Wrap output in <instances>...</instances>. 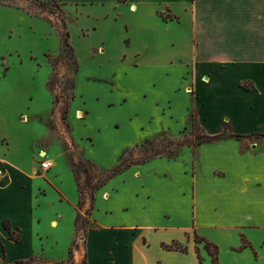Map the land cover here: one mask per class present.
Masks as SVG:
<instances>
[{
  "label": "crops",
  "instance_id": "crops-1",
  "mask_svg": "<svg viewBox=\"0 0 264 264\" xmlns=\"http://www.w3.org/2000/svg\"><path fill=\"white\" fill-rule=\"evenodd\" d=\"M55 1L99 39L84 51L72 47L68 130L77 158L110 170L126 149L189 130L191 113L205 135L231 134L133 164L95 189L85 264H212L193 234L217 246L219 264H264V139H253L264 134V0ZM100 82L119 95L107 107L123 108L143 137L97 160L82 152L95 149L84 130L93 114L76 92L78 83ZM41 129L31 144L0 137V264L61 261L75 238L77 185L54 137ZM42 153L52 163L47 171ZM242 239L248 246L239 249ZM173 241L187 252L162 248Z\"/></svg>",
  "mask_w": 264,
  "mask_h": 264
},
{
  "label": "rangeland",
  "instance_id": "rangeland-1",
  "mask_svg": "<svg viewBox=\"0 0 264 264\" xmlns=\"http://www.w3.org/2000/svg\"><path fill=\"white\" fill-rule=\"evenodd\" d=\"M38 1L40 0H0V137L10 140L12 136H16L23 144H31L43 137V126L54 137L71 172L73 173L72 164H81L82 170L75 167L73 176L79 184V225L82 221L84 224L79 233L75 234L73 242H76H72L69 247L71 254L69 255L68 249L65 259L50 264H85L83 236L89 227V194L103 182L108 170H99L96 165L77 158L75 144L69 139L68 115L74 98V63L71 52L62 50L53 22L61 19L62 14L73 49L75 47L84 51L94 46L99 39L96 41L86 30L81 32L78 23H72L74 18L79 17L78 13L75 16L68 14L58 5L60 14L51 4L43 12ZM49 11L54 13L49 14ZM76 93L93 114L84 130L93 138L95 149L85 147L82 149L85 155L96 157L97 160H101L103 156L112 159L125 145L142 142V134L125 120L123 108L107 107L110 99L119 95H111L106 83H78ZM32 113H38L39 118L31 121L24 119V115ZM79 116L82 117L83 114ZM110 122L118 124L117 130L108 128ZM189 125V130L176 137L162 135L158 140H147L126 149L119 163L123 161L124 164H136L155 157H171L187 141L195 145L198 138L206 135L194 126L192 113ZM101 126L106 127V130L98 134L96 130ZM222 133L226 138L231 136L226 130ZM253 139L263 140L264 134L253 136ZM60 174L63 175V172ZM79 192L82 199L80 205ZM35 261L40 264L45 260Z\"/></svg>",
  "mask_w": 264,
  "mask_h": 264
},
{
  "label": "trees",
  "instance_id": "trees-1",
  "mask_svg": "<svg viewBox=\"0 0 264 264\" xmlns=\"http://www.w3.org/2000/svg\"><path fill=\"white\" fill-rule=\"evenodd\" d=\"M50 4L52 5V7L57 8L58 12L60 13V11L58 9V5L56 4L55 0H53L52 2H48V3L47 2L38 1V5H39L40 9L43 10V12L45 11V9ZM53 13L54 12L49 11V14H53ZM63 18L64 17L61 14V19H59L58 21L55 20L53 22V24L56 25L55 28H56V30L58 32V35H59V38H60V43H61L62 50L63 51L67 50V51L71 52V55H72V58H73V63H74V71L76 72L77 65H76V62H75V59H74L73 49H72V47L69 44V33L67 31L66 24H65V21L63 20ZM60 27L62 28L61 30L59 29ZM242 87L244 89H247V90H253V87H251L249 85H246L244 83L242 84ZM235 137H239V136H235ZM227 138L223 136V133L215 135V136H207L206 135V136H203V138H201V139L198 138L196 144L212 143V142L224 140V139H227ZM185 145L194 146V144H191L189 141H187L185 143ZM142 162H144V161H142ZM131 165H133V164H124V162L121 161V163H119L117 166H115L114 168L108 170L103 182L100 185H98L96 188H94V190L90 191L89 196H90L91 200H92V195H93V192L95 191V189H97L103 183H105L107 180L111 179L113 176H115L116 174H118L119 172H121L122 170L126 169L127 167H129ZM75 167L78 168L79 170H82L81 169L82 166H81L80 163L78 165L72 164L71 168H72L73 173H75L74 172V168ZM84 174L86 176L85 172H84ZM86 179H87V176H86ZM76 182H77V186H79L78 181H76ZM85 184L88 185V181L87 180H85ZM79 195H80V192H79ZM80 201H82L81 195L79 197V205H80ZM80 219H81V214H80V211L77 210L76 216H75V220H74L75 234H78L79 231L83 227L82 224H84V221H82V224L80 223V225H79ZM85 223L88 224L87 222H85ZM3 225H4V227L6 229L9 230V238L18 241V239H19L18 236H16L13 232L10 231L8 222H4ZM84 237H85V233H84V236H83V240H84ZM193 241L195 242V244H202L203 249L211 257L212 264H219L217 246L207 242L206 240H204L203 238L197 236L196 234H193ZM75 242H76V240L73 242V244ZM247 246H248V243L244 239H242V244H241L239 249H243V248H245ZM162 248L164 250H167V251H177V252L184 253V254L187 252V247L181 245L180 243H178L176 241L171 242V244H162ZM68 253H69V255L71 254V249H69ZM196 254H197L198 261L201 262L202 259L199 256L198 249H196ZM11 264H37V263H36L35 259L31 258V259H28L26 261H14ZM40 264H49V262L48 261H43Z\"/></svg>",
  "mask_w": 264,
  "mask_h": 264
},
{
  "label": "built area",
  "instance_id": "built-area-1",
  "mask_svg": "<svg viewBox=\"0 0 264 264\" xmlns=\"http://www.w3.org/2000/svg\"><path fill=\"white\" fill-rule=\"evenodd\" d=\"M39 158L41 159V161L39 163L41 170L47 171L52 167L51 161L46 159V156L44 153L40 154ZM0 174H1V170H0Z\"/></svg>",
  "mask_w": 264,
  "mask_h": 264
},
{
  "label": "bare ground",
  "instance_id": "bare-ground-1",
  "mask_svg": "<svg viewBox=\"0 0 264 264\" xmlns=\"http://www.w3.org/2000/svg\"><path fill=\"white\" fill-rule=\"evenodd\" d=\"M78 114H79V112H78V113H76V117H77V118H80Z\"/></svg>",
  "mask_w": 264,
  "mask_h": 264
}]
</instances>
